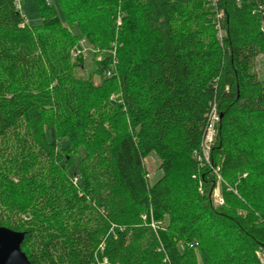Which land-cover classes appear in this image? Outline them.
Listing matches in <instances>:
<instances>
[{"label": "trees", "instance_id": "trees-1", "mask_svg": "<svg viewBox=\"0 0 264 264\" xmlns=\"http://www.w3.org/2000/svg\"><path fill=\"white\" fill-rule=\"evenodd\" d=\"M58 2L66 22L38 0L31 26L0 0V226L31 264H264V0ZM82 40L100 84L77 74Z\"/></svg>", "mask_w": 264, "mask_h": 264}, {"label": "rangeland", "instance_id": "rangeland-1", "mask_svg": "<svg viewBox=\"0 0 264 264\" xmlns=\"http://www.w3.org/2000/svg\"><path fill=\"white\" fill-rule=\"evenodd\" d=\"M50 3L54 6V8L57 10L58 15L60 16L61 20L63 22H66V18H65V14L63 12V9L60 5V3L58 2V0H49ZM18 2L20 3V7H21V12L22 14H25L27 16L28 19V24L31 26H36L39 25L41 23V17H40V13H39V3L38 0H18ZM78 47L81 49V52H83V59H84V65L83 68H78L77 69V74L81 75V76H85V77H91V79L94 81L95 84H100L104 77L100 76L99 74H95V61H97L98 55H96V50L95 47L86 40H82L80 43V46L78 45ZM74 50L71 52L72 57L76 58L78 51L76 49V47L73 48ZM257 70L259 72V74L261 75V77L264 78V54L261 55L260 59H259V63H258V67ZM120 91L116 88H114V91L112 93L111 98H115V99H119L120 97ZM120 100V99H119ZM68 141L67 139H63L62 140V144L65 145L67 144ZM63 156L65 157L66 155H68L66 158L74 159V164H72V167L70 169V173L72 175L79 174V163H80V158L85 156L86 154V149L84 147H80L78 152H76V150H74V152L70 149V150H62ZM62 163H66L64 160H62ZM71 164V163H70ZM68 164V165H70ZM160 164H161V159L160 157L152 152L151 154H149L147 156V158H145V165L148 169V171L151 174V182H154L157 178H159L163 172L160 169ZM74 177H72L71 180H73ZM220 178V177H219ZM79 181H81V177H77L76 179L73 180V182H77L80 183ZM221 184L222 181H219L218 183V188L215 189V192L213 194V198H214V202L215 204H220L222 203L221 199H222V189H221ZM78 185V184H75ZM149 215V214H147ZM150 219H152V222H154L158 228L160 227L161 229H165L167 227L169 218L166 215H163L162 217L158 218V216H154V212H150ZM160 219V220H159ZM157 229V228H156ZM262 259L264 260V256L263 254H259ZM107 262L101 263V264H107Z\"/></svg>", "mask_w": 264, "mask_h": 264}, {"label": "water", "instance_id": "water-1", "mask_svg": "<svg viewBox=\"0 0 264 264\" xmlns=\"http://www.w3.org/2000/svg\"><path fill=\"white\" fill-rule=\"evenodd\" d=\"M25 233L0 226V264H31L22 249Z\"/></svg>", "mask_w": 264, "mask_h": 264}, {"label": "built area", "instance_id": "built-area-1", "mask_svg": "<svg viewBox=\"0 0 264 264\" xmlns=\"http://www.w3.org/2000/svg\"><path fill=\"white\" fill-rule=\"evenodd\" d=\"M47 1L50 3L49 0H47ZM209 1L212 4L217 5L219 0H209ZM17 6H18L19 9H21V7H20L21 5L18 2V0H17ZM222 16H223V13L222 12H218V14H217L218 24H217V26H218L220 31L222 30V28H221L222 27L221 26L222 25L221 24V17ZM24 17H25V19L27 21L28 20L27 16L25 15ZM80 52H81V50H78V53H80ZM220 118L221 117H220L219 111L217 109V106L214 104L212 106L211 111H210V118H209L210 119V123H209L208 129H207V133L205 135V138L203 140L202 147H201L202 148V150H201L202 154H199V153L197 154L198 158L202 159L203 161H209V159H210V149H211V145L214 142L216 134H217V125L220 122ZM148 177L150 178L151 174H149ZM221 201L223 202V198L221 199ZM144 218H146V216H144ZM151 224H152V226L154 228L158 227L154 222H152ZM107 261L108 260L105 259V262H107ZM99 264H101V263H99Z\"/></svg>", "mask_w": 264, "mask_h": 264}]
</instances>
